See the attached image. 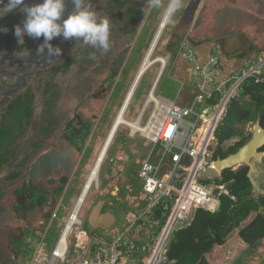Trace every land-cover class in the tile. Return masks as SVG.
<instances>
[{
	"label": "flooded vegetation",
	"instance_id": "flooded-vegetation-1",
	"mask_svg": "<svg viewBox=\"0 0 264 264\" xmlns=\"http://www.w3.org/2000/svg\"><path fill=\"white\" fill-rule=\"evenodd\" d=\"M190 1L182 6L181 16ZM164 2L167 6L168 0H161V6ZM225 5L232 4L226 0H202L197 21L192 27H201L199 19L204 14V6L220 9ZM160 8L149 7L146 0H108L104 14L110 22V50L101 53L80 40H70L68 51L39 79L36 90L30 86L23 94V104L18 105L22 109L21 120L15 121L17 126L21 125V131L7 139L5 153L0 154V167L12 162L18 157L23 141L31 131L23 154L0 184V264H29L57 203L60 200L64 202L68 192L78 187L84 164L93 154V142L99 132L103 133V126L108 120L113 94L124 89L141 61L139 59L143 57L149 38L157 27V24L156 27L151 24L158 19ZM174 32H170L171 40L173 38L172 56H177V49L181 46H196L204 42H209L211 48L222 50L218 40L195 39L187 35L189 31L176 37ZM163 34L164 30L158 41ZM22 49L20 46L19 51ZM91 53L95 54L94 59L89 58ZM135 83L130 92L134 93ZM36 96L42 99L43 107L39 121L34 123ZM8 107L1 121L5 116L11 118L14 115V110L8 111ZM108 153L99 163L93 180L98 186L96 192H100L108 176L105 164ZM46 154L49 163L40 167L39 174L34 178L33 166ZM117 165L118 161L114 167L117 168ZM93 169H90L86 181ZM88 217L87 213V223ZM56 225L55 221L52 222L51 229ZM49 233H46V239ZM53 242L46 243L47 251H50Z\"/></svg>",
	"mask_w": 264,
	"mask_h": 264
},
{
	"label": "built area",
	"instance_id": "built-area-1",
	"mask_svg": "<svg viewBox=\"0 0 264 264\" xmlns=\"http://www.w3.org/2000/svg\"><path fill=\"white\" fill-rule=\"evenodd\" d=\"M214 51L205 62H200L193 47L181 46L177 51V57L187 60L193 70L194 91L189 104L169 101L163 95L152 99L155 114L144 128L148 131V150L138 173L142 190L133 197L146 200L145 209L135 214L121 232L115 231L113 240L84 229L86 202L90 193L98 189L93 180L101 162L99 156L75 203L69 208L63 200L57 203L30 264H139L140 260L147 264L149 257L154 261L159 258L158 264H171L167 251L173 232L189 225L196 209H217L219 195L228 193L222 187L213 192L198 178L199 172L214 170L212 147L219 126L228 117L233 99L241 96L246 81L264 83V55L221 79L222 59L219 50ZM157 207L164 212L162 222L155 217ZM54 221H58L60 231L47 251L45 235ZM145 250L150 253L143 256Z\"/></svg>",
	"mask_w": 264,
	"mask_h": 264
},
{
	"label": "water",
	"instance_id": "water-1",
	"mask_svg": "<svg viewBox=\"0 0 264 264\" xmlns=\"http://www.w3.org/2000/svg\"><path fill=\"white\" fill-rule=\"evenodd\" d=\"M232 5H225L223 8L211 10L204 6V14L200 17L203 32L208 36V40H218L222 51L229 56L245 57L248 54H264V46L262 48L255 42L256 39L264 36V0H226ZM7 0H5V3ZM36 0H26V3L32 4ZM108 0H92L93 8L100 13L101 16L108 17L104 14ZM202 0H191L186 6L178 24L175 28L174 36L180 37L184 32H188L198 13V9ZM69 4L68 8L71 9ZM246 9V10H243ZM24 19L23 13L19 10L4 15L0 18V27L7 26V33L0 32V120L6 108L13 100L24 94L27 89L32 86L36 90L39 79L45 76L52 68L54 63L60 57H53L51 62L44 59L47 55L45 49L44 56H37V46L43 43V38L34 39L27 35L24 37V45L17 43L16 37L13 35V26L20 23ZM162 25V23H161ZM160 25V26H161ZM200 27V28H201ZM158 34L155 37L157 38ZM62 36L54 38L50 43L53 47H61L63 53L68 51V42ZM251 41V42H250ZM234 42L239 43L238 48L231 50ZM250 43V44H249ZM250 48H248V46ZM22 46V51L19 47ZM173 48L168 47V52L171 53ZM19 57H23L20 59ZM43 101L40 96H36L35 122L39 121L40 112L42 111ZM30 133L27 138L30 137ZM23 141L21 151L12 162L4 164L0 168V184L6 178L8 173L13 168L19 156L23 154V150L28 145L29 140ZM264 127L261 125V116L258 115L252 129L251 137L245 144L235 153H231L225 158H217L213 162L214 170L201 171L198 178L203 182H209L208 188L215 192L218 186L215 182L216 173L222 175L223 171L231 168H238L242 165L249 167L248 177L252 183L251 197L258 200L261 195H264V190L260 188L258 182L254 179L253 174L256 170L254 161H260L264 157ZM48 154L42 156L33 166L32 175L37 177L39 168L48 165ZM188 162V161H185ZM117 168L114 167L112 177H116ZM228 191V189H226ZM109 204V200L98 201L91 209L88 217L89 227L93 230L101 227H114L117 223V218L111 211L103 212L104 206ZM192 222V221H191ZM191 224V223H190Z\"/></svg>",
	"mask_w": 264,
	"mask_h": 264
},
{
	"label": "trees",
	"instance_id": "trees-1",
	"mask_svg": "<svg viewBox=\"0 0 264 264\" xmlns=\"http://www.w3.org/2000/svg\"><path fill=\"white\" fill-rule=\"evenodd\" d=\"M160 91L167 98L172 94L169 88ZM23 97L22 94L9 105L8 111L14 110V115L11 118L3 116L4 120H0L1 155L5 153L7 139L21 131V125L17 126L15 121L21 120L22 109L18 105L23 104ZM258 115L264 127V83L249 79L243 85L241 96L233 99L228 117L218 128V142L212 147L213 160L238 151L251 137ZM254 163L256 170L253 177L264 190V157ZM248 171L249 167L242 165L236 169H226L216 178V184L225 186L228 193L220 194L218 209L199 208L191 224L173 232L167 251L171 264H215L210 256L220 247L231 243L233 248L239 249L233 250L224 264H237L239 260L244 264H259L263 260L264 195L258 200L251 197L252 183ZM156 216L165 220L163 212L159 210Z\"/></svg>",
	"mask_w": 264,
	"mask_h": 264
},
{
	"label": "rangeland",
	"instance_id": "rangeland-1",
	"mask_svg": "<svg viewBox=\"0 0 264 264\" xmlns=\"http://www.w3.org/2000/svg\"><path fill=\"white\" fill-rule=\"evenodd\" d=\"M187 1L188 0H182V5L184 6ZM163 4L164 5H162L161 8L159 9L158 19L156 20V22L154 21L151 24V26H155V27L157 24V27L154 29L152 36L149 38L150 39L148 42L149 46H147L146 51L143 52V57H140L139 59L141 61L137 63V67L131 73L130 78L125 84L124 89L118 94H115V92L113 94V97L111 99V107L108 111V120L105 124L106 127L103 126L104 128L103 133L99 132L98 137L93 142L94 151L91 156V159L87 160L84 164V167L81 171L82 179L78 187L68 192L67 197L64 201V204L68 208L71 207L75 203L76 198L79 196V194L83 190L88 173L90 172V169H93L95 164L97 163V160L99 158L98 156H100L99 154L101 153V150L103 149L105 145V140L111 131V128L123 105L126 95L130 87L133 85L136 79V76L138 74V71L140 70V67L143 64L145 58L147 57L146 55L148 54V52L150 51L151 47L153 46L155 42L154 40L156 37L155 35H157L156 33L158 32L162 19L166 13L165 9L167 6L165 5V2ZM181 9L182 7L180 8L179 11H177L175 14L171 16L170 20L172 21V23L166 26L167 29L166 28L164 29L163 36L160 38L158 42H156V45L154 47L155 52L153 54V57L150 58L151 60H156V58L158 57L166 58L167 64L164 70L162 71V74H160L162 70V65L160 62L155 63L145 72V74L143 75L142 79L140 80L135 90L133 101L131 102L126 112V119L129 122H131L134 126H137L141 129L146 128L148 124L150 123V120L154 119L155 108H154V105L151 103L152 99L149 100V95L152 92L154 93L155 96H159V95L164 96L165 94L161 92L160 90L161 89L165 90L166 88H169L173 91V94H169L168 96V100H171V101H175V95H176L175 92H177V94L180 93L179 89L177 90V88L180 86L174 89V84L171 85L173 83L172 67L174 66V63L177 64V59H176V56L169 55L167 48L170 47L171 43L173 42V38L171 40V37H170V32L172 33L173 31H175V28L179 21V17L181 16V12H182ZM169 38L171 41L169 40ZM260 55L263 56L264 54H260ZM222 66H223V63H222ZM235 71H239V70H235ZM158 77H161V78L157 82ZM146 136H148V131L139 132V129L133 128L129 125H122L119 128L116 137L112 141L113 143H111L112 145H110L109 147V153H108V157L105 163L108 169L106 171V173H108V176L104 180L105 183L102 185L100 192H96L94 190L93 194L90 196L89 200L86 202V212H88V215H89L90 210L98 201L109 200V204L105 205L103 212L111 211L112 213H114V215L117 218V223L114 227L110 228V230L107 228L101 227L99 229H95L91 231L88 223L86 222L87 220V215H86L84 229L86 231H89L91 234H94L95 236H100L106 240L110 238H112L110 240H113L115 236V234L113 233H115V231L119 230L121 232L124 229V226H126V224L130 222V219L134 217L135 214L145 209L147 201L143 199L135 200L133 199V197L139 196V193L142 190V184L138 176V173H139L141 163L148 150V146L145 145ZM217 142H218V139L216 140L215 143ZM116 161H118V165H117L118 176H116L115 178H112L110 174L111 168L114 167V163ZM185 161H188V159H185ZM206 183L208 184L209 182H206ZM217 186H218V189L216 191H218L220 187L224 188L225 190L227 189L225 186H219L218 184ZM158 210L163 212L160 207H157L154 209V214H155V217L157 219H160L162 222V219L156 216ZM215 210H211V211H215ZM62 215L63 213L61 211V217ZM55 224H58V221H55ZM59 231H60V228L58 227V225L54 226V228L50 230V233L47 236V239H46L47 242L51 244L59 235ZM54 243L55 242H53V244ZM226 247L227 246H224L223 249L219 251V253L215 251L216 253H213L210 256V259L213 262H215V264H224L225 260L229 257L228 254L230 253L226 254L224 252ZM238 249L239 247L233 248L234 251H237ZM149 253H150L149 250H145L142 252V255L144 256ZM245 257L247 256H244L243 258ZM218 258H222V260L218 261ZM31 260H32V257H31ZM31 260H30V263H31ZM142 261L140 260L139 264H141ZM260 261L261 262L259 264H263L264 258L263 260H260ZM237 264H244V263L241 260H239Z\"/></svg>",
	"mask_w": 264,
	"mask_h": 264
},
{
	"label": "clouds",
	"instance_id": "clouds-1",
	"mask_svg": "<svg viewBox=\"0 0 264 264\" xmlns=\"http://www.w3.org/2000/svg\"><path fill=\"white\" fill-rule=\"evenodd\" d=\"M146 2L149 7H161V0H146ZM69 4L72 5L71 9L68 8ZM182 6V0H168L165 12L173 15ZM16 9L24 15L22 24L13 26V35L17 43L24 45L25 35L34 39L42 37L43 43L36 49L37 56H44L46 49L47 55L44 59L49 62L53 60V57L63 55L61 47H53L50 43L60 36L64 40H80L84 45L101 53H107L110 50L109 19L101 16L93 8L92 0H36L32 4L26 3V0H7L6 3L5 0H0V18ZM8 30L7 26L0 27V32L7 33ZM89 58L94 59L95 54L91 53Z\"/></svg>",
	"mask_w": 264,
	"mask_h": 264
},
{
	"label": "crops",
	"instance_id": "crops-1",
	"mask_svg": "<svg viewBox=\"0 0 264 264\" xmlns=\"http://www.w3.org/2000/svg\"><path fill=\"white\" fill-rule=\"evenodd\" d=\"M211 10H216V9H211ZM196 21H195V23H196ZM187 35H190V37L195 38V39L196 38L197 39H207L208 38V36L205 34V32H203L202 27L197 28V29L192 27L189 30ZM255 42L259 45L260 48H262L264 46V36L260 37L259 39H256ZM238 44L239 43L234 42L231 50L237 49ZM190 47H193L195 49L200 62H205L215 52L214 50H219L217 48H211V44L209 42H204V43L196 45V46L190 45ZM219 52H220V57H221L222 63H223V71H222V74L220 76L221 79H225V78L231 76L232 74L247 68L252 63V61H255L261 57L260 54H259L260 56L256 55V54L255 55L254 54H252V55L248 54V55H245V57H240L239 55L238 56L226 55L222 50H219ZM173 56H175V55H173ZM176 59H177V64L174 63V66L172 67V78H173L172 79V81H173L172 85L174 84V89H176V87L180 86L177 88V90L179 89L180 95H182V96H179V97L176 96L175 101L178 103H181L183 105H187L191 101V97H192L193 91H194L193 70H192L191 64L187 60H185L184 58H180V57L176 56ZM147 70L148 69H146L145 72ZM235 70H239V71H235ZM138 84H139L138 82L135 83L136 86ZM175 93L177 94V92H175ZM172 94H173V91H172ZM212 159H213V155H212ZM213 161H215V160H213ZM128 224L129 223H127L126 226ZM222 249H223V247H220L219 249L216 250V252L219 253V251H221ZM232 251H233V245H231V244H229L224 250V252L226 254L227 253L231 254ZM216 252H214V253H216ZM230 254H228V255H230Z\"/></svg>",
	"mask_w": 264,
	"mask_h": 264
},
{
	"label": "bare ground",
	"instance_id": "bare-ground-1",
	"mask_svg": "<svg viewBox=\"0 0 264 264\" xmlns=\"http://www.w3.org/2000/svg\"><path fill=\"white\" fill-rule=\"evenodd\" d=\"M171 16L172 15H168V14L165 13V16L163 17L162 22H161L162 25L159 27V30L157 32L158 36H157V38H156L153 46L151 47L150 51L146 55L147 57L145 58V60L143 62V65H141L142 68L139 70L140 72H139L138 76L136 77L135 82H138L139 83L140 80L142 79L143 75L145 74V70L146 69H149L155 63L160 62L161 65H162V67H163V69L166 66V64H167L166 58L158 57V58H156V60H151L150 59L151 58L150 56H151V54H152V52L154 50V47H155L156 42H157V40H158V38L160 36V33L166 28L167 25H169V24L172 23V21L170 20ZM137 86L134 85L133 87H136L137 88ZM136 88H135V90H136ZM130 90H131V88L129 89V91H128L127 95H126V98H125V100L123 102V105H122V107H121V109H120V111H119V113H118V115H117V117L115 119V123L113 125V128L111 129L110 133L108 134V136H107V138L105 140L106 143H105V145H104V147H103V149L101 151V154H100L101 161L104 159V157L106 155V152L108 150V146L111 145V143H112V141H113L116 133L118 132L119 128L122 125H129V126H131L133 128H137L138 129L137 126H134L131 122H129L126 119V112H127L128 108H129L131 102L133 101L134 93H135V90H134V93H133V91L130 92ZM154 97H155V95L152 92L149 95V100L153 99ZM140 130L141 131H144V129H140ZM213 162L214 161H212V163ZM185 163H189V161L188 162H185ZM213 168H214V166H213ZM212 171L213 172H216L215 170H212ZM92 180H93V178H92ZM196 211H197V209H196ZM146 261H147V264H158L159 263V258L156 261H154V259L152 257H149Z\"/></svg>",
	"mask_w": 264,
	"mask_h": 264
}]
</instances>
